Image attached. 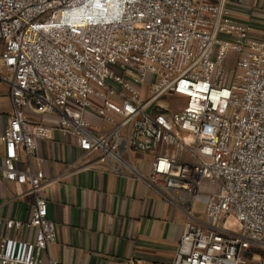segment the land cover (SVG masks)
Here are the masks:
<instances>
[{
    "label": "built area",
    "instance_id": "obj_1",
    "mask_svg": "<svg viewBox=\"0 0 264 264\" xmlns=\"http://www.w3.org/2000/svg\"><path fill=\"white\" fill-rule=\"evenodd\" d=\"M232 15L228 0H0V264H60L43 192L67 175L49 180L39 148L56 131L86 166L142 177L130 156H151L145 180L187 217L171 264H264V39ZM4 184L32 198L25 220L4 214Z\"/></svg>",
    "mask_w": 264,
    "mask_h": 264
},
{
    "label": "crops",
    "instance_id": "obj_2",
    "mask_svg": "<svg viewBox=\"0 0 264 264\" xmlns=\"http://www.w3.org/2000/svg\"><path fill=\"white\" fill-rule=\"evenodd\" d=\"M228 2L232 18L247 24L254 37L264 39V0ZM0 95L4 99L0 115L7 117L12 104L9 88L2 83ZM39 148L49 180L67 175L43 192L48 218L56 229V242L49 250L53 260L60 264L172 263L187 217L165 198L162 187L150 186L145 180L150 175L151 156H130L139 177L86 166L74 139L60 131L52 141L40 142ZM12 191L4 184V214L23 221L32 198L13 202Z\"/></svg>",
    "mask_w": 264,
    "mask_h": 264
},
{
    "label": "rangeland",
    "instance_id": "obj_3",
    "mask_svg": "<svg viewBox=\"0 0 264 264\" xmlns=\"http://www.w3.org/2000/svg\"><path fill=\"white\" fill-rule=\"evenodd\" d=\"M0 54H1V48H0ZM2 97H3V95H0V112H2L4 109V99ZM194 211L196 213L201 214L200 219L202 221H204V222L206 221L205 215L203 214V206L201 204H197L194 208ZM230 225H235L234 221H231Z\"/></svg>",
    "mask_w": 264,
    "mask_h": 264
}]
</instances>
